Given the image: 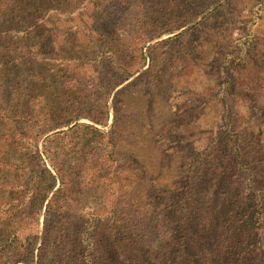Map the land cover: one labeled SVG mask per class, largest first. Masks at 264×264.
I'll return each mask as SVG.
<instances>
[{"label": "rangeland", "instance_id": "obj_1", "mask_svg": "<svg viewBox=\"0 0 264 264\" xmlns=\"http://www.w3.org/2000/svg\"><path fill=\"white\" fill-rule=\"evenodd\" d=\"M69 1L73 2L70 8L63 4ZM107 1L11 0V7L0 16V30L10 26L6 14L14 7L22 20L17 28L31 30L42 14L39 4H47L49 72L29 60L7 58L10 76L0 75L1 108L10 101L20 110L29 109L35 120H40L30 126L47 134L43 140L61 131L57 127L68 118L93 124L91 118L100 117L107 106V126L99 127L111 135L114 144L105 143L98 153L114 150L116 167L135 170L139 181L130 189L125 187L124 207L141 214L147 227L149 239L138 255L149 264H160L155 258L161 239L174 232L176 220L168 216L166 225L157 229L159 215L185 197L192 155L216 152L237 133L264 153V0H116L93 13ZM94 24L100 32L115 33L113 46L120 51L126 50L135 36L145 34L148 38L143 48L146 67L111 96L100 87L107 69L96 74L85 66V55L91 58L92 50L98 48L91 43L94 36L87 39L91 31L96 32L91 30ZM87 46L92 50L86 52ZM3 130L0 120V140ZM68 142L56 139L50 146L56 149ZM213 162L217 172H207L197 188L198 206L203 210L199 232L204 236L202 242L194 243L198 249L188 247L198 264H219L214 246L215 233L220 231L213 226L217 220L227 219V207L217 198L221 184L217 155ZM37 169L20 155L6 158L0 154V209L18 205V192L31 188L32 171ZM126 177V173L120 177L122 183ZM100 179L103 184L105 175ZM115 185L109 199L104 193L97 198L79 196L69 219L74 229L84 216L87 220L93 213L109 211L118 196L119 183ZM8 186L18 187L6 196ZM258 186L262 188L264 181ZM261 195L264 207V190ZM252 206L250 202L243 212L250 215ZM33 226L38 227L39 237L30 238L31 248L43 249L36 252L39 264H67L60 263L52 249L57 221L50 219V234L49 216L47 230L44 216ZM0 264H9V258L0 259Z\"/></svg>", "mask_w": 264, "mask_h": 264}, {"label": "trees", "instance_id": "obj_2", "mask_svg": "<svg viewBox=\"0 0 264 264\" xmlns=\"http://www.w3.org/2000/svg\"><path fill=\"white\" fill-rule=\"evenodd\" d=\"M115 1L101 3L94 8L93 13L104 10ZM10 2L0 0V16L11 7ZM119 2L124 3L122 0ZM63 4L69 8L73 6L72 1ZM38 7L42 14L31 30L17 28L22 21L18 8L14 7L11 14H6L10 26L0 30V75L10 76L5 66L7 58L29 60L49 72V11L45 10L48 7L46 3H40ZM98 27L94 24L91 30L96 32L91 31L87 37L94 36L91 43L98 48L93 51L87 46L85 51L92 50V57L85 55V66L93 68L96 74L107 69L100 78V87L111 96L118 87L146 67L143 48L148 38L145 34L135 36L128 48L120 51L113 46L116 42L115 33L100 32ZM3 102L0 92V120L4 126L0 154L6 158L20 155L36 164L38 169L32 171L31 188L27 192H18L21 194L18 205L10 207L7 204L4 209H0V259L9 258V264H39L36 252L42 253V246L31 248L30 238L35 240V237H39L38 227L33 224L39 225L41 216H44L45 229H48L49 216V234L50 219L54 218L59 225L52 249L61 258L60 263L149 264L138 255L140 247L149 239L143 216L132 210L127 211L124 207L125 187L132 188L139 178L133 169L124 171L116 167L114 150L98 153L105 143L114 144L111 135L100 128L107 126L109 120L107 106L100 117L91 118L93 124L68 118L57 127L61 131L42 140L47 134L30 126L38 125L40 120H35L29 109L20 110V106L10 101L3 109ZM56 139H69V142L54 149L50 142ZM66 147L71 148L70 152L66 151ZM68 154L69 158L62 160ZM215 155L218 156L216 163L221 167L217 198L227 207V219L217 220L213 226L220 231L215 233L217 243L214 246L219 264L225 261L229 264H264V207L261 201L264 186H258L261 180L264 181V153L240 133L230 136L225 146L216 152L208 150L192 155L191 177L185 197L159 215L157 229H161L162 224L166 225L168 216L176 220L172 228L174 232L165 234L161 239L155 258L160 264H198L196 257L188 252L190 245L198 249L194 243L202 242L204 236L199 232V217L203 210L198 206L197 188L207 172H217L213 167ZM124 173L127 177L126 182L122 183L120 177ZM103 175L105 179L101 184L100 177ZM115 183H119L118 196L113 204H109V211L101 215L93 213V217L87 220L84 216L74 229L69 219L78 205L79 196L85 194L88 197L90 194L97 198L104 193L109 199L114 196L115 191L112 189ZM11 187L5 190L6 196L18 186ZM250 202L253 203V211L249 215L243 209ZM27 228H30L28 233L25 232Z\"/></svg>", "mask_w": 264, "mask_h": 264}]
</instances>
